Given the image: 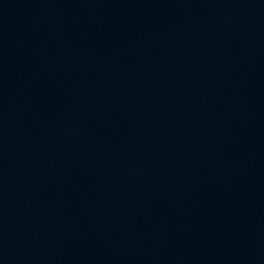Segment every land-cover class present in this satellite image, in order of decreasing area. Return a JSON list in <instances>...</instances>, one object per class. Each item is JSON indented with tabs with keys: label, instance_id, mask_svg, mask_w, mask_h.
I'll use <instances>...</instances> for the list:
<instances>
[{
	"label": "water",
	"instance_id": "water-1",
	"mask_svg": "<svg viewBox=\"0 0 264 264\" xmlns=\"http://www.w3.org/2000/svg\"><path fill=\"white\" fill-rule=\"evenodd\" d=\"M0 264H264V0H0Z\"/></svg>",
	"mask_w": 264,
	"mask_h": 264
}]
</instances>
